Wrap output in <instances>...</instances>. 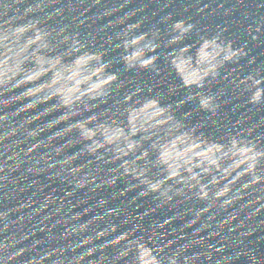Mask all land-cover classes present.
Listing matches in <instances>:
<instances>
[{"label":"water","instance_id":"water-1","mask_svg":"<svg viewBox=\"0 0 264 264\" xmlns=\"http://www.w3.org/2000/svg\"><path fill=\"white\" fill-rule=\"evenodd\" d=\"M0 264H264V0H0Z\"/></svg>","mask_w":264,"mask_h":264}]
</instances>
